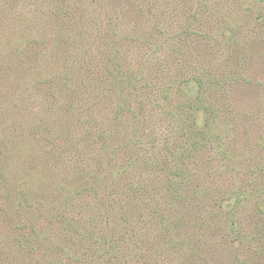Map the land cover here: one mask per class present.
<instances>
[{
    "label": "rangeland",
    "instance_id": "obj_1",
    "mask_svg": "<svg viewBox=\"0 0 264 264\" xmlns=\"http://www.w3.org/2000/svg\"><path fill=\"white\" fill-rule=\"evenodd\" d=\"M0 264H264V0H0Z\"/></svg>",
    "mask_w": 264,
    "mask_h": 264
},
{
    "label": "trees",
    "instance_id": "obj_2",
    "mask_svg": "<svg viewBox=\"0 0 264 264\" xmlns=\"http://www.w3.org/2000/svg\"><path fill=\"white\" fill-rule=\"evenodd\" d=\"M112 65H114L115 69L117 68V63L116 62L113 63ZM116 72H117V74H113V75H117V76H114L113 77L114 79L111 78V80L108 81V83H110L111 88L114 89L113 92H115V90H116V92H121L123 90L124 94L122 96H120L121 100L123 99L124 103L125 102L129 103L128 99L131 97L130 96L131 92H130V90H128V88L130 87L131 90H133L135 88V84H134L133 81H131L130 76L127 74L128 72L125 74L127 78L121 76V72L120 71H116ZM122 86L124 87L123 89H122ZM124 90H126V91L124 92ZM118 108H119L118 109L119 111H116L115 115H114L115 119L119 118L118 116H119L120 112L122 111L123 105H119ZM128 163H132V160H129Z\"/></svg>",
    "mask_w": 264,
    "mask_h": 264
}]
</instances>
